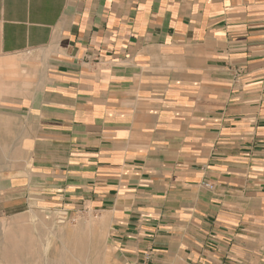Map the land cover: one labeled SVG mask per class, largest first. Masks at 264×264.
I'll return each mask as SVG.
<instances>
[{
    "label": "crops",
    "instance_id": "crops-1",
    "mask_svg": "<svg viewBox=\"0 0 264 264\" xmlns=\"http://www.w3.org/2000/svg\"><path fill=\"white\" fill-rule=\"evenodd\" d=\"M7 67L4 212L91 217L110 264H264V0H0Z\"/></svg>",
    "mask_w": 264,
    "mask_h": 264
},
{
    "label": "rangeland",
    "instance_id": "rangeland-1",
    "mask_svg": "<svg viewBox=\"0 0 264 264\" xmlns=\"http://www.w3.org/2000/svg\"><path fill=\"white\" fill-rule=\"evenodd\" d=\"M33 58V52H25L10 57L7 64L19 65L22 81L27 69L21 64H29ZM9 69H0V96L10 90ZM37 76L33 74L35 79ZM11 122L10 113L1 110L0 104V264H110L106 234L91 217L65 219L53 212L25 208L3 211L1 190L9 185L25 156L22 148L11 145Z\"/></svg>",
    "mask_w": 264,
    "mask_h": 264
},
{
    "label": "built area",
    "instance_id": "built-area-1",
    "mask_svg": "<svg viewBox=\"0 0 264 264\" xmlns=\"http://www.w3.org/2000/svg\"><path fill=\"white\" fill-rule=\"evenodd\" d=\"M208 187H209V185H208Z\"/></svg>",
    "mask_w": 264,
    "mask_h": 264
}]
</instances>
